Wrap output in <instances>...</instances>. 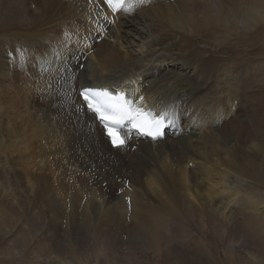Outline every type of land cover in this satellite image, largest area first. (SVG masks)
I'll return each mask as SVG.
<instances>
[{
  "label": "bare ground",
  "instance_id": "bare-ground-1",
  "mask_svg": "<svg viewBox=\"0 0 264 264\" xmlns=\"http://www.w3.org/2000/svg\"><path fill=\"white\" fill-rule=\"evenodd\" d=\"M244 1L225 5L217 0H132L128 11L113 13L103 0H0V22H10L0 25V92L20 95L19 116L27 112L31 118L29 139H12L3 146L15 162L0 181L24 197L32 224L40 217L48 219L44 233L52 242L48 255L55 252L52 245L62 225L71 241L83 238L89 229L97 233L100 254H120L124 232L129 235L127 243L146 239L156 246L159 235H165L157 229L172 226L169 217L181 218L184 208L226 220L237 212L249 224L256 223L255 214L246 209L263 211L262 197L237 183V175L245 179L240 170L264 154V127L256 123L259 115L250 112L247 102L252 61L239 71H205L195 62L194 71L175 77L163 72L159 64L163 56L156 53L169 48L168 30L212 32L220 25L223 38L247 35L264 21V0ZM123 17L129 20L122 21ZM112 21L119 33L110 27ZM138 22H145L156 37L141 56L129 40ZM106 31L116 42L99 43L93 36ZM81 43L92 51L89 61L75 48ZM167 52L173 61H190L182 55L173 57L170 48ZM263 75L264 71L259 74ZM86 87L124 94L132 108L151 118L162 115L168 126L164 135L153 139L125 125L127 146L113 148L101 122L80 97ZM103 181L108 182L106 188ZM169 196L180 204L170 203Z\"/></svg>",
  "mask_w": 264,
  "mask_h": 264
},
{
  "label": "rangeland",
  "instance_id": "rangeland-1",
  "mask_svg": "<svg viewBox=\"0 0 264 264\" xmlns=\"http://www.w3.org/2000/svg\"><path fill=\"white\" fill-rule=\"evenodd\" d=\"M235 1L217 0V3L221 2L222 4L230 5L235 3ZM124 18H122V21L129 20ZM130 20L133 21V17ZM9 23L6 21L5 23L0 22V25L3 26ZM111 23L110 27H113H111L112 30L115 33H119L114 21ZM114 27L116 30H114ZM120 27L123 31L124 26L122 23H120ZM120 27L119 30H121ZM135 28L136 31L130 33L129 40L135 54L141 56L143 52H146L147 47H153L152 45L156 37L150 35L149 28L145 22L136 23ZM122 31L120 34H122ZM222 31L220 25H217L212 32H207V30L197 31L193 28H184L178 32L168 30L166 35L169 36V39L166 46L170 48L173 57L182 55L184 58L190 59V61L186 63L182 60L173 61L171 58H168V48L164 50L165 53L156 52L163 56L159 64H162L164 68L163 72L171 76L174 74L173 76L178 75V77H182L194 71L192 64L195 65V62H199L196 66L198 68L200 66L204 67L205 71H230L229 69L232 68L234 71H239L242 69L241 67L252 61L251 66L248 67L251 80L248 81L249 98L247 102L251 103L250 112L259 115L257 119L255 118V121L258 120L256 123H260L264 127V75L259 76L264 71V21L251 29L247 35H237L234 33L230 37L224 36L225 38H223L220 36V32ZM136 32L138 34H135ZM106 35H108L107 31L102 36L100 32H95L93 36L99 39V43L102 41L111 44L116 42V38L110 39ZM173 42H175V47H172ZM242 47L250 48V53H242ZM75 48L76 50L78 49L79 53L82 51L81 55H85L84 59L87 58L89 61L91 49L86 51L83 43L77 44ZM201 53L202 56H200ZM19 56L22 59L20 54ZM108 75L111 76L112 74L108 73ZM2 86L3 84L0 82V89H2ZM19 96L18 94L15 96L13 93L1 94L0 92V134L3 135L0 140V178L4 174V171H7L8 167L15 162V157L10 156V150L8 148L5 149L3 146H8L9 141L12 139L23 137H28L29 139L30 137L31 118L27 112L25 115L22 114V117L19 116V111H22L17 103ZM9 121L12 122L10 127H8ZM263 152L262 150L261 154ZM263 155L255 160H251L249 162L250 166L248 165L240 170V173L245 175V179L241 180L240 176L237 175V183L241 182L240 189H253L254 192L260 194L262 197L261 201L264 204ZM224 170L220 169V172L222 171L221 174H224ZM107 183V181L102 182L105 188L107 187ZM58 185H56V188L60 189L61 184ZM257 185L258 188H256ZM126 186L130 187V184ZM10 189H7L0 181V209H6L10 214L8 215L10 218H6L3 216L8 213H0V264H50L48 260L51 258L60 260L63 257L68 260L64 264H264V210L257 211L254 209H246L248 213H254L256 216V223L249 224L243 220L244 215H238L237 212L230 215L226 220L214 214L212 216L208 211L199 214L198 212L184 208V214L181 218H177L175 214L169 217L173 222L172 226H168V229L165 226H162V229H157L158 233L163 232L165 235H159L156 246L146 242V239L137 241L133 238L130 243H127L126 240L129 235L124 232L121 235L124 242L122 243V247H120V254L111 253V251L108 252L109 254H100L96 249V244H99L97 233L89 229L85 231L83 238L71 241V236L65 232V225H62L63 229L60 230V236L56 239L57 243L56 245H52L55 252L48 255L52 243L49 239H44L46 238L44 233L47 229L48 219L40 217L37 219V223L32 224V217L26 207L27 204H23L25 202L24 197L20 196V193L13 192V189H11L12 191ZM121 191L120 188L116 192L121 194ZM136 191L137 189L133 192ZM105 197L106 199L108 198L107 194ZM223 197H225V194ZM70 200L67 195L68 211L72 209ZM86 200L87 195L84 196L83 202ZM176 201L180 204L177 197L169 196L170 203L175 204ZM83 205L85 204L82 203ZM43 241L45 242V246L42 245Z\"/></svg>",
  "mask_w": 264,
  "mask_h": 264
},
{
  "label": "snow or ice",
  "instance_id": "snow-or-ice-1",
  "mask_svg": "<svg viewBox=\"0 0 264 264\" xmlns=\"http://www.w3.org/2000/svg\"><path fill=\"white\" fill-rule=\"evenodd\" d=\"M104 4L113 12L128 11L132 0H103ZM80 97L87 106L88 111L94 112L105 122L107 135L111 141V146L117 149H124L127 141L122 138L113 128H109L108 124L121 125L124 121L132 123L134 128L142 131L146 135L156 139L161 135L162 121L142 119L146 115L140 108H132L127 101L120 103L122 98H116L114 101L106 91L94 88H84L80 91Z\"/></svg>",
  "mask_w": 264,
  "mask_h": 264
}]
</instances>
